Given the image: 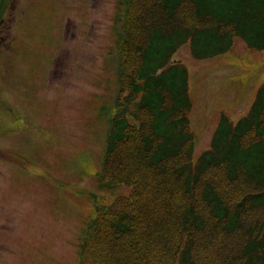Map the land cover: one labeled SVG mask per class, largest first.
<instances>
[{"label":"trees","instance_id":"obj_1","mask_svg":"<svg viewBox=\"0 0 264 264\" xmlns=\"http://www.w3.org/2000/svg\"><path fill=\"white\" fill-rule=\"evenodd\" d=\"M120 84L101 181L133 187L97 206L79 264H264V84L247 115H223L197 163L189 70L236 37L264 50V0H122ZM203 249V252H202ZM202 259V261H201Z\"/></svg>","mask_w":264,"mask_h":264},{"label":"rangeland","instance_id":"obj_2","mask_svg":"<svg viewBox=\"0 0 264 264\" xmlns=\"http://www.w3.org/2000/svg\"><path fill=\"white\" fill-rule=\"evenodd\" d=\"M121 1L3 0L0 264H79L97 206L132 194L101 181L111 122L128 94L119 74ZM174 60L189 70L197 163L222 116L236 123L253 106L264 50L236 37L220 56L196 59L185 44Z\"/></svg>","mask_w":264,"mask_h":264},{"label":"flooded vegetation","instance_id":"obj_3","mask_svg":"<svg viewBox=\"0 0 264 264\" xmlns=\"http://www.w3.org/2000/svg\"><path fill=\"white\" fill-rule=\"evenodd\" d=\"M2 4H3V0H2V2H1V0H0V8H1V6H2ZM4 23V17H2V18H0V35L3 33V24Z\"/></svg>","mask_w":264,"mask_h":264}]
</instances>
